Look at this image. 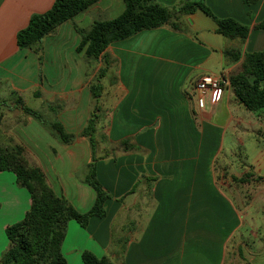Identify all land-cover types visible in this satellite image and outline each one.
<instances>
[{
  "label": "crops",
  "instance_id": "0c3cea01",
  "mask_svg": "<svg viewBox=\"0 0 264 264\" xmlns=\"http://www.w3.org/2000/svg\"><path fill=\"white\" fill-rule=\"evenodd\" d=\"M182 1L154 0L173 12L177 30L139 32L94 60L76 50L82 35L124 10L121 0H99L39 42V61L36 51L18 49L15 37L54 0H0V96H16L47 126L42 131L27 115L26 126L19 122L10 134L53 192L81 214L92 208L95 193L84 183L92 155L80 135L91 113L98 116L94 172L109 199L103 218L89 219L85 228L68 223L61 248L67 264H82L85 251L114 264H264L260 121L229 87L213 106L205 97L203 109L194 90L204 75L229 77L238 63L226 65L223 51L238 41H224L200 11L178 14ZM201 1L215 18L249 28L241 57L264 49V33L252 29L264 17V0ZM106 79H113L107 89ZM94 85L101 86L96 99ZM108 97L113 103L104 109ZM53 122L75 136L70 144L59 143L48 127ZM209 125L221 131L220 144L230 131L227 146L238 143V166H215L224 149L216 148ZM235 127L244 132L240 138ZM218 174L226 175L222 182ZM0 175V200H7L6 187L15 181L9 172ZM16 201L10 200L9 217L22 219L29 196L21 207Z\"/></svg>",
  "mask_w": 264,
  "mask_h": 264
},
{
  "label": "trees",
  "instance_id": "16d2710c",
  "mask_svg": "<svg viewBox=\"0 0 264 264\" xmlns=\"http://www.w3.org/2000/svg\"><path fill=\"white\" fill-rule=\"evenodd\" d=\"M98 1L54 0L47 12L32 15L27 26L17 32L15 37L17 48L35 52L44 37ZM121 1L124 5L122 13L112 20L94 22L89 31L82 35L77 52L84 51L87 58L95 60L110 44L129 39L139 32L159 29L166 25H171L174 30L178 29L176 24H170L173 12L154 0ZM256 1L243 0V3L253 5ZM196 11H200L215 22L217 35L238 41L237 47L223 51L226 65L238 63L227 78L228 87L234 99L246 111L252 113L263 111L264 49L260 52L245 53L241 57V48L249 34V28L232 19L215 18L201 0H184L176 10L180 15H190ZM252 29L264 33V17ZM36 53L40 61L39 49ZM100 91V85L92 86L93 98H98ZM22 109L41 124L40 117L35 112L23 106ZM97 118V114L91 113L80 135L87 138L92 155L84 183L95 193L92 208L83 214L78 213L70 203L53 192L42 171L29 165L25 160L21 146L0 147V172L13 173L17 185L27 192L30 200L29 209L21 221L5 229L9 247L1 256L0 264H67L61 248L68 223L74 221L79 227L85 228L89 219L104 217V203L109 196L97 182L94 172L96 153L94 133ZM48 127L61 144H70L75 138L74 135L67 134L58 122L50 123ZM81 262L114 264L106 257L98 258L87 251L81 254Z\"/></svg>",
  "mask_w": 264,
  "mask_h": 264
},
{
  "label": "rangeland",
  "instance_id": "374dc122",
  "mask_svg": "<svg viewBox=\"0 0 264 264\" xmlns=\"http://www.w3.org/2000/svg\"><path fill=\"white\" fill-rule=\"evenodd\" d=\"M224 41L228 43L229 40L224 38ZM112 84H113V79H106L102 81V86L105 87V89H107V87L111 86ZM112 100H113L112 98L108 97L106 98L105 101H102L104 109L109 108V106L113 103ZM21 103H22V100L18 99L16 96H13V95L7 96V94L0 96V147H12L16 145L20 146L19 144H17L16 140L13 138V135L10 134V131L16 125H18L19 122L24 124L22 127H25L26 124L28 123L27 115H30V114L24 112V110L22 109L23 104L21 105ZM254 118L260 121L259 122L260 127H258L259 131H257L255 134L258 135V138L262 140V144L264 145V110L258 112V114L256 113ZM34 122L37 125V127H39L42 131L46 132V129L44 126L40 125V123H38L36 120H34ZM205 127L210 128L211 126L209 125ZM211 128L212 129H209L210 135H214L217 139V142L215 145L216 148L220 146L222 149H224V151H222L221 155L218 157L215 163V166L217 168L222 167V166H232V167L238 166L240 164V156H239L240 148L238 146V143L233 144L232 142L231 143L232 146L230 145L227 146L228 144L227 140H228L230 131H227L226 133L225 142L223 141L220 144V142H218V140L220 139V136L218 137V135H220L221 131L218 130L217 127H211ZM242 133L244 132L239 131L238 127H235V130L232 131V134L235 135L234 137L236 138H240V136H242ZM23 157L30 165L29 160L25 156V152H23ZM258 165L263 167V170H264V151L260 157ZM258 165L256 164V166ZM11 174L15 182L12 183V185H7L8 187H6V190H5L6 193L4 197L6 198V196H8V198H6L7 200H4V199L0 200V258L3 255V253L6 250H8V247H9V242L5 236V229L21 221L19 217H15V216L9 217V213L12 214V211H9V209L11 208L10 200L17 199L18 201L16 202H18V207H21V204L25 202V196L27 195L28 197L27 192L17 185L14 174L13 173ZM224 177H226V175L218 174L217 179L218 181L222 182ZM19 191H23V192H19ZM20 193H23V194L20 195ZM3 226H6L4 230L2 229ZM3 231H4V234H3Z\"/></svg>",
  "mask_w": 264,
  "mask_h": 264
},
{
  "label": "built area",
  "instance_id": "2783aa9c",
  "mask_svg": "<svg viewBox=\"0 0 264 264\" xmlns=\"http://www.w3.org/2000/svg\"><path fill=\"white\" fill-rule=\"evenodd\" d=\"M228 87L227 78L204 75L194 84L197 95L196 103L199 109L204 108V98H208V104L213 106L220 101L223 90Z\"/></svg>",
  "mask_w": 264,
  "mask_h": 264
}]
</instances>
